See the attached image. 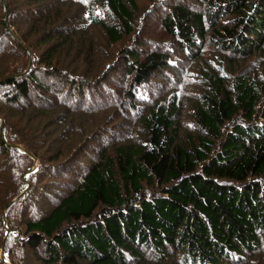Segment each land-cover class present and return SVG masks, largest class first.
<instances>
[{"label": "trees", "instance_id": "obj_1", "mask_svg": "<svg viewBox=\"0 0 264 264\" xmlns=\"http://www.w3.org/2000/svg\"><path fill=\"white\" fill-rule=\"evenodd\" d=\"M0 60L16 264H264V0H0Z\"/></svg>", "mask_w": 264, "mask_h": 264}, {"label": "rangeland", "instance_id": "obj_2", "mask_svg": "<svg viewBox=\"0 0 264 264\" xmlns=\"http://www.w3.org/2000/svg\"><path fill=\"white\" fill-rule=\"evenodd\" d=\"M139 2H143V0H139ZM156 24H159V19L156 21ZM152 31H153V35L151 37L158 39V34L155 32V30L152 29ZM22 44L24 47H28V46L32 47L28 41L22 42ZM5 63H6L5 60H0V79L5 75L4 74L5 69H3ZM102 67H103L102 62L97 61L96 66L93 68L94 69L97 68V70H99ZM2 105L3 104H1V106ZM2 110H3L2 111L3 114L6 115L8 118L6 121L3 120V125L7 129V132L12 135H15V132L19 131L22 134H24L26 137L27 135H29L28 133L29 130L32 128V125L37 126L39 122L44 120L43 117L41 119L35 117L34 119L29 121V115L31 114V111H35L34 109H31L29 107L19 110H14L15 113L7 109H2ZM25 110H27L28 112H25ZM1 119L2 118H0V120ZM14 124L15 127L13 126ZM2 132L3 130L1 129L0 134ZM17 146L18 147H15L16 149H19L20 151L27 153L29 157L34 160V162H32L33 165L31 164V168H30L31 171H34L35 168L39 165L40 159L37 157V155H35V153L26 150L22 145H17ZM65 146L68 147L69 144ZM38 155H43V153L40 152ZM16 158H17V154H12L10 155L9 160H15ZM27 164L28 163L26 159L24 158L19 159L16 162V164L11 168L10 174L16 175L17 173L18 176H20V174H23L22 176L25 177L28 174V172H25ZM19 169H21V171ZM10 174H8V178ZM66 180L71 181L72 179L66 178ZM12 185L16 187V182L13 181ZM48 204H49L48 200L46 202L44 198L35 199V200H33V198H30L19 203V205H16L14 209H10L11 211L8 213L6 212L5 209L0 210V212L3 213V218H4V223L0 227V264H16L17 262L21 263V259L24 257V255H23L22 247L19 245V239L20 236L23 235V230L25 229L24 222L30 217L31 218L38 217L45 210ZM51 206L52 205H49V208ZM12 219H14L16 222H19L20 226L16 225V227L14 228L11 227L9 225V222ZM9 234H11L12 236H10L11 238L10 241L8 242ZM30 256L34 259L32 254L28 253L25 256V260L23 264L31 263L32 259Z\"/></svg>", "mask_w": 264, "mask_h": 264}]
</instances>
